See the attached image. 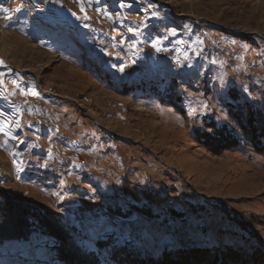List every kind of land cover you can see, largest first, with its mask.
<instances>
[{
	"label": "rangeland",
	"instance_id": "374dc122",
	"mask_svg": "<svg viewBox=\"0 0 264 264\" xmlns=\"http://www.w3.org/2000/svg\"><path fill=\"white\" fill-rule=\"evenodd\" d=\"M0 195L67 264L105 236L146 264H264V0H0ZM29 241L0 264H49Z\"/></svg>",
	"mask_w": 264,
	"mask_h": 264
},
{
	"label": "trees",
	"instance_id": "16d2710c",
	"mask_svg": "<svg viewBox=\"0 0 264 264\" xmlns=\"http://www.w3.org/2000/svg\"><path fill=\"white\" fill-rule=\"evenodd\" d=\"M165 86L167 89H170L172 87L170 85V82L165 84ZM184 99L185 97L182 101L176 102L181 103L179 105H183V103L185 102ZM232 99L234 98L232 97ZM3 203L4 206H1ZM7 205H9L7 203V200L2 195H0V213L4 211L3 209L6 210V208L4 207H6ZM19 210V219L16 214H14V216L10 218V215L8 214L14 213V210L12 209H10V212L8 210L6 212L4 211V214H7L4 217L0 214V246H3L5 243L12 241L28 243L30 242L29 239H31L32 237H37L41 241V244H37L38 246L35 247H42L43 250L46 248L52 252L51 255L53 257L51 258L52 260L49 264H67L69 260H73L71 253H67L66 243L69 244V238L61 231L60 233L55 232V230L57 229H52L53 226L51 224H48L45 216L39 212L41 210H38L34 207L19 208ZM54 227H56V225H54ZM96 233L97 232L91 234L89 237H102L96 236ZM86 237L87 236H82V238L84 239H86ZM105 237L101 240H97L98 244H96L95 248L87 249V246L83 248L85 252H87L88 254L90 253L89 256L96 259L97 264H101V262H103V264H146V262L143 261L144 258H142V254L139 252L138 245L136 244L135 240H125L124 238H118L117 236L114 238V240L118 239L119 241H114V243H105L107 241L104 240ZM49 241L51 242L48 243ZM214 246L215 245L212 244L204 247L211 249ZM122 247L126 248L124 252H120ZM198 248H201V250ZM205 248L196 247L197 250H194L192 255H196L197 257L200 255V257H203L204 254L209 253ZM133 251H135L136 254L132 253ZM228 258L233 259L236 257L228 255ZM236 261L237 260H234L233 262L236 263ZM80 262L83 263V261ZM83 264H85V262ZM245 264H247V262H245Z\"/></svg>",
	"mask_w": 264,
	"mask_h": 264
},
{
	"label": "snow or ice",
	"instance_id": "6c2138e0",
	"mask_svg": "<svg viewBox=\"0 0 264 264\" xmlns=\"http://www.w3.org/2000/svg\"><path fill=\"white\" fill-rule=\"evenodd\" d=\"M154 47H155V45H153ZM33 94H35V93H33Z\"/></svg>",
	"mask_w": 264,
	"mask_h": 264
}]
</instances>
